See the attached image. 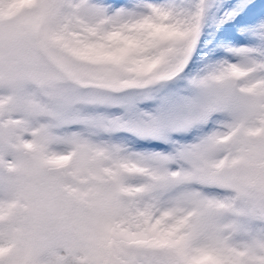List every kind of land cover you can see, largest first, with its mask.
Wrapping results in <instances>:
<instances>
[{
	"label": "snow or ice",
	"instance_id": "snow-or-ice-1",
	"mask_svg": "<svg viewBox=\"0 0 264 264\" xmlns=\"http://www.w3.org/2000/svg\"><path fill=\"white\" fill-rule=\"evenodd\" d=\"M0 264H264V0H0Z\"/></svg>",
	"mask_w": 264,
	"mask_h": 264
}]
</instances>
